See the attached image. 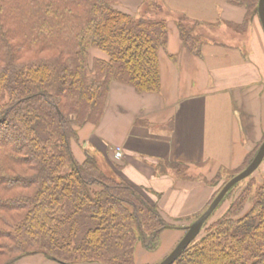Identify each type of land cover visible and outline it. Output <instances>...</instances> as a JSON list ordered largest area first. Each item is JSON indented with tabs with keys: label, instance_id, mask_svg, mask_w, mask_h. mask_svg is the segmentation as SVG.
Listing matches in <instances>:
<instances>
[{
	"label": "trees",
	"instance_id": "1",
	"mask_svg": "<svg viewBox=\"0 0 264 264\" xmlns=\"http://www.w3.org/2000/svg\"><path fill=\"white\" fill-rule=\"evenodd\" d=\"M232 1L247 17L257 14L258 0ZM140 8L132 14L116 0H0V264L38 253L61 264H135L137 242L158 248L168 222L157 206L93 155L78 162L71 150L78 129L101 119L111 83L160 91L167 16L159 0ZM177 27L199 55L205 37L181 21ZM92 48L108 58L90 62ZM263 140L264 133L254 151ZM173 264H264V178L206 221Z\"/></svg>",
	"mask_w": 264,
	"mask_h": 264
},
{
	"label": "crops",
	"instance_id": "2",
	"mask_svg": "<svg viewBox=\"0 0 264 264\" xmlns=\"http://www.w3.org/2000/svg\"><path fill=\"white\" fill-rule=\"evenodd\" d=\"M116 1L133 13L143 0ZM159 2L168 22L158 51L160 91L111 83L101 119L78 129L71 150L78 162L98 155L166 219L201 212L217 190L198 175L209 180L221 166L237 168L262 139L264 32L258 16L247 17V8L232 0ZM180 21L205 37L199 55L184 46ZM171 163L184 167L181 176L158 172ZM23 258L18 264L28 263Z\"/></svg>",
	"mask_w": 264,
	"mask_h": 264
},
{
	"label": "rangeland",
	"instance_id": "3",
	"mask_svg": "<svg viewBox=\"0 0 264 264\" xmlns=\"http://www.w3.org/2000/svg\"><path fill=\"white\" fill-rule=\"evenodd\" d=\"M117 5L119 6L118 3ZM143 10H144L143 8H138L132 14H141ZM254 15L257 16V14H254ZM89 54H90L89 56L90 62L93 60L94 57L105 58V59L108 58L107 53L100 49L92 48L90 49ZM76 139L72 141H76ZM259 142L254 146V149L259 144ZM254 149H252V151L250 152L251 155H254L253 153H255L256 151V150L254 151ZM90 154L93 155L97 159V161H99L98 155L94 153H90ZM246 163H247V160L244 159L243 163L235 169H226L224 166H221L217 174L214 175V177H212L209 180L206 178V175H198V182L211 185L214 191L218 190L227 180H229L232 176H234L235 174L243 170ZM101 165L103 166V164ZM161 166L162 168L158 169L159 173L167 174L170 172L176 176H181L183 174V171L180 168L171 167L168 169L167 167L165 169L163 165ZM262 178H264V163H261L259 167L249 177L237 183L238 185L232 190L230 195L228 197H225L220 202V204L216 207V209L212 212V214L207 220V224L218 219L225 213L230 203L240 193V191L244 188V186L247 185V183H249L250 181H253L255 184ZM200 210L194 213L180 214V216H176L172 218H168L165 216L168 223H167V226L163 230L160 245L158 246L156 250L148 251L144 249L140 245L139 242H137L135 252H134V261L136 260L137 262L136 264H146V263L157 264L161 260H163L172 251V249L176 246L179 240L183 237L186 231V228L196 219L195 217L196 214L199 213L198 214L199 216L202 213L203 210L201 212ZM24 258H27L24 260V262H28L27 264H61L53 259L46 257L42 253H38V254L24 257ZM74 264H100V263L78 262Z\"/></svg>",
	"mask_w": 264,
	"mask_h": 264
},
{
	"label": "water",
	"instance_id": "4",
	"mask_svg": "<svg viewBox=\"0 0 264 264\" xmlns=\"http://www.w3.org/2000/svg\"><path fill=\"white\" fill-rule=\"evenodd\" d=\"M257 16L264 32V0H258L257 2ZM263 159L264 140L258 147L250 163L243 170L232 176L222 185L205 210L186 228L183 237L179 240L172 251L157 264H173L180 256L182 251L198 236L204 223L208 220L212 212L223 200L227 192L237 183L249 177L259 167Z\"/></svg>",
	"mask_w": 264,
	"mask_h": 264
},
{
	"label": "built area",
	"instance_id": "5",
	"mask_svg": "<svg viewBox=\"0 0 264 264\" xmlns=\"http://www.w3.org/2000/svg\"><path fill=\"white\" fill-rule=\"evenodd\" d=\"M121 154H122L121 149L117 148L116 151H115V157L116 158H120Z\"/></svg>",
	"mask_w": 264,
	"mask_h": 264
}]
</instances>
